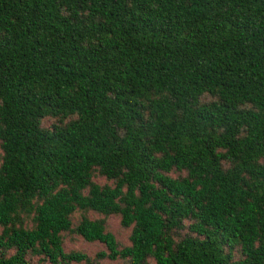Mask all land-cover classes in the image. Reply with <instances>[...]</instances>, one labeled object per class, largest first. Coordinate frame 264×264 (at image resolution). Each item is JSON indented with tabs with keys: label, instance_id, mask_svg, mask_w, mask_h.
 Instances as JSON below:
<instances>
[{
	"label": "trees",
	"instance_id": "obj_1",
	"mask_svg": "<svg viewBox=\"0 0 264 264\" xmlns=\"http://www.w3.org/2000/svg\"><path fill=\"white\" fill-rule=\"evenodd\" d=\"M0 147V264H264V0H0Z\"/></svg>",
	"mask_w": 264,
	"mask_h": 264
},
{
	"label": "rangeland",
	"instance_id": "obj_2",
	"mask_svg": "<svg viewBox=\"0 0 264 264\" xmlns=\"http://www.w3.org/2000/svg\"><path fill=\"white\" fill-rule=\"evenodd\" d=\"M49 121L45 123V125H49ZM2 150L0 147V165L2 162ZM94 181L101 184V185H112V182L107 180L105 177L100 176L99 174H96ZM83 216H87L91 220H98V219H103L105 218L104 215L98 214L93 211L89 212H76L73 215V225L76 227L79 222L82 220ZM106 229L108 232L112 233L116 239L117 242L120 245V248L130 246L131 241H130V236H131V231L132 229L130 228H125L121 224V218L118 216H109L106 218ZM64 248L66 252H82L91 257L92 259H96V255L102 251L107 252V248L104 244L99 243V242H87L83 237L77 235V234H65V240H64ZM237 257L239 258V253H237ZM38 259H35V263L38 264L37 262ZM152 264H155L154 261H151ZM76 264V263H73ZM81 264H88V263H81ZM91 264H96L91 263ZM98 264H124L123 261H111L109 259H104L100 260Z\"/></svg>",
	"mask_w": 264,
	"mask_h": 264
}]
</instances>
